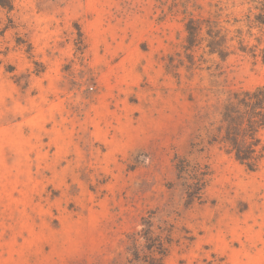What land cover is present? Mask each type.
Listing matches in <instances>:
<instances>
[{
    "label": "rangeland",
    "instance_id": "obj_1",
    "mask_svg": "<svg viewBox=\"0 0 264 264\" xmlns=\"http://www.w3.org/2000/svg\"><path fill=\"white\" fill-rule=\"evenodd\" d=\"M14 4L0 7V264H143L128 235L144 217L164 264H264V162L210 144L228 92L264 84L259 3Z\"/></svg>",
    "mask_w": 264,
    "mask_h": 264
},
{
    "label": "trees",
    "instance_id": "obj_2",
    "mask_svg": "<svg viewBox=\"0 0 264 264\" xmlns=\"http://www.w3.org/2000/svg\"><path fill=\"white\" fill-rule=\"evenodd\" d=\"M251 1L259 3L256 6L258 12L254 14L253 21L264 28V0ZM0 7L11 12L15 8L14 0H0ZM200 30L199 25H195L194 20L187 23V42L190 48L199 43ZM207 33L209 36L207 44L209 53H219L221 56H225L226 38L219 33L217 34V31L212 28L208 29ZM228 54L229 52L226 55ZM220 115L215 131L211 135L210 144L219 143L226 153L232 155L237 162L244 165L248 170H258L264 162V139L262 137L264 130V84L253 89L229 91ZM207 174L205 171L195 176L191 183H186L187 189L189 191L194 190L192 186L196 185V190H202L207 182L205 177ZM190 193L192 192L190 191ZM142 224V230L128 235V248L136 260L143 259V264H164L162 261L166 255L164 243L160 240L159 243H151V241L156 240L151 231V219L144 217ZM140 236L145 240V244L139 243ZM155 244H159V246ZM142 251L143 255H141ZM155 253L162 256L161 261L152 256Z\"/></svg>",
    "mask_w": 264,
    "mask_h": 264
}]
</instances>
